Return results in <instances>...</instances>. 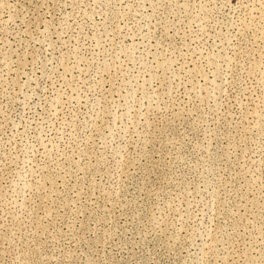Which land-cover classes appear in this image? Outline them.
<instances>
[{"label": "rangeland", "instance_id": "1", "mask_svg": "<svg viewBox=\"0 0 264 264\" xmlns=\"http://www.w3.org/2000/svg\"><path fill=\"white\" fill-rule=\"evenodd\" d=\"M0 264H264V0H0Z\"/></svg>", "mask_w": 264, "mask_h": 264}]
</instances>
